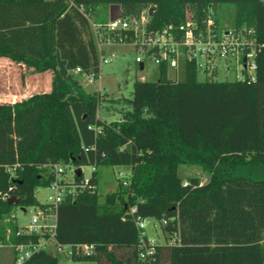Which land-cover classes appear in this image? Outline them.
<instances>
[{"label":"trees","instance_id":"16d2710c","mask_svg":"<svg viewBox=\"0 0 264 264\" xmlns=\"http://www.w3.org/2000/svg\"><path fill=\"white\" fill-rule=\"evenodd\" d=\"M112 4L121 5L124 16L155 6L149 31L179 26L190 11L202 19L220 4L234 5V27L255 32V80H199L190 61L179 80L162 64L157 80L137 79L132 97L116 100L129 106L120 120L101 119L106 93L87 91L75 70L100 73L89 12ZM1 58L49 72L51 90L0 103V221L15 206L47 210L36 189L50 186L53 165L61 163L65 181L85 186L55 208L56 239L94 246L91 255L72 259L264 264V0H0ZM183 164L201 165L209 180H184ZM101 165L131 167L129 185L120 181L104 201L98 191ZM68 166L74 167L71 180ZM84 166L95 167L87 182ZM12 196L17 203H8ZM138 216L157 219L165 235L148 258L141 256ZM8 225L14 243L39 239L18 237V224ZM173 237L177 243L170 242ZM24 264H60V256L42 250Z\"/></svg>","mask_w":264,"mask_h":264},{"label":"built area","instance_id":"2783aa9c","mask_svg":"<svg viewBox=\"0 0 264 264\" xmlns=\"http://www.w3.org/2000/svg\"><path fill=\"white\" fill-rule=\"evenodd\" d=\"M152 6L145 7L138 16H121L116 20L108 19L106 23L92 22L96 33L97 43L100 50L103 51V45L111 43L128 42L134 45L140 55L136 61L143 64V57H149L159 66L165 64L178 72L182 70L187 61L194 62L197 69L204 73L209 80H215L218 73V62L228 60L230 57L235 59L236 77L239 79L255 80L257 64L255 49V32L252 28H221L214 11H210L204 18L199 19L193 11L188 13L186 20L179 26L168 25L161 31H149L148 24L151 19L150 9ZM114 31L123 32L119 38L113 36ZM132 36L130 37V33ZM108 58L101 55L102 63H108ZM242 70V74L239 70ZM227 72L231 67L227 66ZM81 73V67L75 70ZM90 82L94 83L99 76L95 72L86 73ZM92 126H90L91 128ZM101 132L102 128L97 127ZM66 166L61 163L53 165L55 179L50 184L52 193L46 201L49 204L47 210L38 209L28 222H16L18 224V237L23 235H39L37 241L28 242L11 241V233L2 235L0 225V247L9 241L15 251V264H24L36 253L46 250L57 254L63 253L66 257L86 256L94 252V246L90 244L63 245L56 239V222L50 223L51 216H55V208L61 204L67 197H76L85 183L82 185L69 183L64 180V171ZM95 167L92 168L94 170ZM92 172V171H91ZM131 172L120 171L118 179L124 186L130 183ZM89 178V177H88ZM86 178V182L88 181ZM188 181H184L187 185ZM26 211V210H24ZM136 208L131 209V213H136ZM139 231L142 235L141 256L148 258L155 252L157 242L149 240L145 233L146 219L138 216L136 218ZM147 236V240L145 238ZM171 243H177L176 237L171 238ZM56 247V251L52 246Z\"/></svg>","mask_w":264,"mask_h":264},{"label":"rangeland","instance_id":"374dc122","mask_svg":"<svg viewBox=\"0 0 264 264\" xmlns=\"http://www.w3.org/2000/svg\"><path fill=\"white\" fill-rule=\"evenodd\" d=\"M215 14L218 18V23L221 28H236L234 27V5L220 4L215 9ZM89 16L92 22H96L109 17V9L104 6L90 10ZM97 19V20H96ZM101 55L108 58V63H102L101 71L94 83L90 82L89 76L86 73H76L77 77L83 84L84 88L89 92L100 91L106 93L104 100L99 107V116L103 120L112 121L120 120L122 117V109L129 108L124 103H118L116 100L131 98L134 88V82L137 79L154 81L160 77V66L151 58L143 57L145 68L142 69L136 61L138 51L133 44L128 42L111 43L103 45ZM227 66L231 67V71L227 72ZM236 61L232 57L228 60L218 62V73L214 79L219 81H235L236 77ZM49 72H34L26 65L16 63L12 60L0 59V103H15L24 98L30 97L36 93L48 92L51 90V77ZM242 74V70H239ZM168 75L171 78L182 80L184 79L183 70L176 72L175 69L169 67ZM199 80H206L207 77L201 71L198 72ZM91 166H84L83 171L86 178L91 175ZM99 175L98 191L100 200L104 201L108 193L117 191L120 188V180L118 173L131 172L130 166H112L101 165L97 168ZM74 167H67V179L73 178ZM180 176L186 180L190 176H197L202 182L209 180L210 174L201 165L198 164H183L179 167ZM52 193L50 187L40 186L36 189V196L42 202H46L48 196ZM38 211L30 206L26 211L20 206L12 208L10 213L0 221L1 228H5L6 233H11V228L8 225L10 221L28 222L32 215ZM55 216H51L50 223H55ZM145 233L149 240L162 243L165 241V235L161 223L155 218H147L145 222ZM6 241V244L0 247V264H15L14 248ZM52 249L56 251L53 245ZM60 256V264H95L92 260H75L66 257L63 253L57 252Z\"/></svg>","mask_w":264,"mask_h":264},{"label":"water","instance_id":"95a60500","mask_svg":"<svg viewBox=\"0 0 264 264\" xmlns=\"http://www.w3.org/2000/svg\"><path fill=\"white\" fill-rule=\"evenodd\" d=\"M155 6H152L150 9V14H153L154 10H155ZM110 18L111 20H116L117 18H120L121 16H123V10L121 5L119 4H112L110 6ZM141 68H143V64L141 65ZM82 169L81 168H77L76 169V173L81 174ZM18 202V198L16 196H12L11 198H9L8 203L9 204H14Z\"/></svg>","mask_w":264,"mask_h":264},{"label":"crops","instance_id":"0c3cea01","mask_svg":"<svg viewBox=\"0 0 264 264\" xmlns=\"http://www.w3.org/2000/svg\"><path fill=\"white\" fill-rule=\"evenodd\" d=\"M110 10V9H109ZM109 18H110V11H109ZM49 75H50V77H51V74L50 73H48Z\"/></svg>","mask_w":264,"mask_h":264}]
</instances>
